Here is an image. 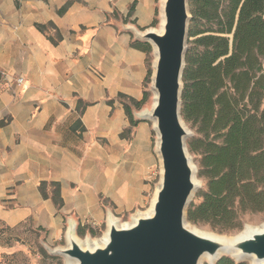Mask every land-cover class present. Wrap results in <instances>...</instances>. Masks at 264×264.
Returning a JSON list of instances; mask_svg holds the SVG:
<instances>
[{"label":"crops","instance_id":"obj_1","mask_svg":"<svg viewBox=\"0 0 264 264\" xmlns=\"http://www.w3.org/2000/svg\"><path fill=\"white\" fill-rule=\"evenodd\" d=\"M157 2L1 0L0 225L59 234L67 220L96 228L111 204L123 212L144 202V169L158 156L146 120L129 143L120 137L130 122L118 98L143 95L145 53L126 24L150 27ZM40 182L59 184L60 207Z\"/></svg>","mask_w":264,"mask_h":264},{"label":"trees","instance_id":"obj_2","mask_svg":"<svg viewBox=\"0 0 264 264\" xmlns=\"http://www.w3.org/2000/svg\"><path fill=\"white\" fill-rule=\"evenodd\" d=\"M187 51L182 72L181 118L194 130L187 149L197 156V176L205 188L187 207V220L230 233L244 214H264V0H188ZM154 17L151 26L155 25ZM145 53L150 45L132 41ZM127 98L123 108L131 126L138 125L131 107L147 100ZM121 99L124 95L119 96ZM42 195L45 182L39 183ZM51 198L57 207L59 184ZM77 232L88 225L78 224ZM7 228V227H6ZM207 264V263H203ZM215 264H242L222 256Z\"/></svg>","mask_w":264,"mask_h":264},{"label":"water","instance_id":"obj_3","mask_svg":"<svg viewBox=\"0 0 264 264\" xmlns=\"http://www.w3.org/2000/svg\"><path fill=\"white\" fill-rule=\"evenodd\" d=\"M159 3L163 20L159 31L127 27L134 39L148 43L154 51L150 85L153 102L150 111L139 114L153 122L157 136L160 181L148 207L150 212L137 213L122 226L108 212L104 242L94 246H82L74 240L75 223L69 220L67 245L48 251L63 257L64 264H203V256L209 258L207 264H215L223 255L237 262L252 259L253 264H264V227L222 240L187 226V207L200 185V180L195 183L193 179L197 167L186 147L190 131L181 118L180 106L191 17L188 0ZM221 250L230 255L220 254Z\"/></svg>","mask_w":264,"mask_h":264},{"label":"rangeland","instance_id":"obj_4","mask_svg":"<svg viewBox=\"0 0 264 264\" xmlns=\"http://www.w3.org/2000/svg\"><path fill=\"white\" fill-rule=\"evenodd\" d=\"M41 1L44 2L45 7L48 9L47 0H41ZM157 3H158V9H157L156 16H155V18L157 19V22L155 25L150 26L155 29L159 28V24L161 20L160 12H159L160 10L159 0ZM114 16L116 18H119V15L117 13H114ZM128 26L136 27L139 31L145 30V29H140L139 27H137L136 24L128 23L126 24V27ZM127 30L134 37L133 33L129 29ZM44 31L46 33H49V23H46V26L44 27ZM135 40L136 39H134V41ZM186 46H187V42H186ZM150 48H151V45H150ZM153 59H154V51L152 48L151 52L147 56V62H148L147 68L150 71L149 73L150 79H149V82L144 87V89L147 92H149V96L147 100L140 106V108L136 109L133 106H130V107H131L132 116L134 120H146L148 122L149 135L151 136V145L148 150L152 151L153 155H155V157L157 158L158 155H157V152L155 151V143L157 140V136H156L155 130L153 129V122L145 118L142 119L141 116H139V114L143 111H146V110L150 111L151 105L153 102L154 93L150 89ZM118 100H122L124 102L129 103L127 98L121 99L119 97ZM186 125L190 131V136L187 137L186 139V147H187V141L195 135H194V130L190 127V125L188 123H186ZM134 127L135 126L129 125L127 128H124L122 132L120 133V137H123V138L125 137L127 143H129L132 138L131 133L133 132ZM110 150L114 158H116L117 164H121L120 162L121 160L119 156L120 154H122L121 149L118 146H111ZM189 154H190L192 163L196 165L197 172H198L197 156L191 153L190 151H189ZM156 160L157 161H155L153 164L154 167L144 165L145 169H144V180L143 181L145 183L146 190L144 192L145 200L144 202L141 203L140 206H137L131 210H126L123 212L116 211L114 205L112 204L111 206H109L110 207L109 212L115 216V218L118 220L119 223H126L130 221L133 215L137 213L145 212L150 206L151 200L154 196L153 193L160 181L159 180L160 165H159L158 158ZM146 163L147 162L144 161V164ZM196 178L200 180V185L194 192V196L191 202L199 201V198L196 197L197 195L196 193H198L199 190L205 188L204 180L198 177L197 173H196ZM45 184L46 185L43 188V191L49 192L51 196L54 190V186L47 182H45ZM68 222L69 220H67V222L64 224V227H63L64 229H62L59 234H56L55 232H51L49 229L43 228L41 226H36L31 221H27L18 226L8 227V228L0 225V264H64V258L57 254H54V255L50 254V252L48 251V248L53 249L55 247H65L67 245V242L65 240V234H66V231L68 230V227H67ZM241 222H242L241 228L239 230L231 231L230 233H221L216 230L214 231L207 225H201V224L197 225L191 222L190 224L195 225L199 229L201 228L206 231H210L212 233H218V234L230 236V235H234L242 231L246 225L256 227L264 223V214L263 213L244 214ZM77 226L78 224L75 223L74 225L75 235L77 236V238H79L81 242L85 240L87 241L97 240V238H100L102 234L105 232V230L107 229L106 219L100 225V227L99 226L96 228L91 227V229H93V231L95 232L94 235L89 231V229H86L85 232H83L82 234H78ZM223 256H228V255H223ZM203 263H206V261H204ZM239 263L249 264L248 260L241 261Z\"/></svg>","mask_w":264,"mask_h":264},{"label":"bare ground","instance_id":"obj_5","mask_svg":"<svg viewBox=\"0 0 264 264\" xmlns=\"http://www.w3.org/2000/svg\"><path fill=\"white\" fill-rule=\"evenodd\" d=\"M162 22H163V20L161 19V23H160V26H159V28L157 29L158 31L160 30V28H161V24H162ZM193 179H194V182L195 183H199V180L195 177H193ZM148 212H150V208H148L145 212H142V213H148ZM112 219L114 220V221H118L116 218H115V216L114 215H112ZM128 223H130V221H128V222H126V223H119V222H117V224L118 225H127ZM187 226L188 227H190L191 229H193V230H195L196 232H198V233H204V234H207V235H209V236H212V237H214V238H216V237H218V238H220V239H222V240H224V239H230L231 237H233L234 235H236V234H234V235H230V236H226V235H219V234H213V233H211L210 231H206V230H204V229H199V228H197V227H195V226H193L192 224H187ZM262 227H264V223H262V224H260L259 226H250V225H246L245 226V229L244 230H242L241 232H239V234L238 235H244L246 232H251V231H255V230H260ZM73 238H74V240L76 241V242H78L80 245H88V246H94V245H98V244H102L104 241V238H105V233H103L102 234V236L100 237V238H97V240H91V241H87V240H85V241H83V242H81L80 240H79V238H77V236L76 235H73ZM234 238V237H233ZM228 252L226 251V250H221L220 251V254H227ZM232 253V252H231ZM229 254V253H228ZM230 255V254H229ZM209 260V258L207 257V256H203V258H202V261H208ZM249 264H253V260L252 259H249Z\"/></svg>","mask_w":264,"mask_h":264},{"label":"built area","instance_id":"obj_6","mask_svg":"<svg viewBox=\"0 0 264 264\" xmlns=\"http://www.w3.org/2000/svg\"><path fill=\"white\" fill-rule=\"evenodd\" d=\"M14 81H16L19 84L23 82V78L18 76L17 78H14Z\"/></svg>","mask_w":264,"mask_h":264}]
</instances>
